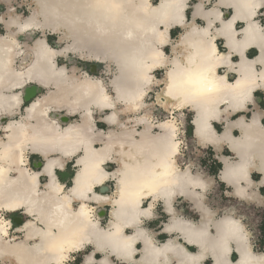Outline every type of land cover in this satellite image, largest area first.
<instances>
[{
	"label": "clouds",
	"instance_id": "1",
	"mask_svg": "<svg viewBox=\"0 0 264 264\" xmlns=\"http://www.w3.org/2000/svg\"><path fill=\"white\" fill-rule=\"evenodd\" d=\"M262 21L264 0H0V264H264L241 211L264 209Z\"/></svg>",
	"mask_w": 264,
	"mask_h": 264
},
{
	"label": "crops",
	"instance_id": "2",
	"mask_svg": "<svg viewBox=\"0 0 264 264\" xmlns=\"http://www.w3.org/2000/svg\"><path fill=\"white\" fill-rule=\"evenodd\" d=\"M226 18H227V16H226ZM262 22H264V21H262ZM240 26L241 25H237V27H240ZM178 31H179V29H174L173 32H172V35L175 36ZM221 43H222L221 41H218V44H221ZM166 50L167 49H165V51ZM221 50L223 51L222 48H221ZM254 55H256V50L255 49L250 50L249 53H248L249 58L253 57ZM234 59H236V58H234ZM233 78L234 77H230V79H233ZM255 95L260 99L261 106L264 107V96H263V94L257 92ZM67 119H69V118H67ZM190 120H191V114L189 113L188 114L189 123L187 125L186 133H187L188 138L191 139L192 130L193 129H192V126L190 124ZM214 126L217 128V131H221L220 125H214ZM98 127L105 128L106 126L104 124H99ZM225 154H228L227 150H225ZM211 157H212V154H207V156L202 158L200 161H202L201 165H203L210 174H215L217 172V170L220 168V165L218 163H216L214 160H212ZM38 158L39 157H37V156H33V157H31V160L33 162H35V161L39 160ZM70 166L71 165L68 166V170L70 169L69 168ZM108 167H109V169H111L112 167H114V165H108ZM63 175H68V174H63ZM253 179L254 180H258L259 179V175L254 173L253 174ZM70 181H71V179H70ZM70 185L71 184H69V186ZM223 190H224V185L221 183V184H219V189H218L216 195H220L223 192ZM97 191H99V189H97ZM260 191H261L262 194H264V188H261ZM233 203H235V201H233ZM241 211L247 212L252 217L253 226L258 230V232L260 234L261 247L264 248V209H255L254 207H251V208H242ZM17 214H12V215H17ZM188 214L194 216V214H192V213H188ZM102 215L106 219V217H107V209H105L103 211ZM19 220H20V222H23L21 220V217H19ZM156 223H158V221L157 222H153L149 226L150 227H154ZM159 239L163 240V239H165V237L164 236H160ZM138 247H139V245H138ZM190 251H194V249H190ZM97 258H99V256H97ZM235 258H236L235 254H233V259H235ZM76 264H80V258L79 257L77 258ZM207 264H211V262L209 261V262H207Z\"/></svg>",
	"mask_w": 264,
	"mask_h": 264
},
{
	"label": "rangeland",
	"instance_id": "3",
	"mask_svg": "<svg viewBox=\"0 0 264 264\" xmlns=\"http://www.w3.org/2000/svg\"><path fill=\"white\" fill-rule=\"evenodd\" d=\"M51 39H54V38H50V40ZM167 51V50H166ZM97 67H100V66H97ZM157 75L159 76L160 75V73L158 72L157 73ZM40 92H42L43 90L42 89H40L39 90ZM69 119H71V118H69ZM186 135H187V133H186ZM189 140H191L190 138H189ZM206 152H207V154H212V151H211V149H207V150H205ZM204 158V157H203ZM39 159V158H38ZM202 159V158H201ZM200 159V160H201ZM37 160V159H36ZM199 160V163L201 164L202 163V161H200ZM203 166V165H202ZM70 169L68 170V175H63L62 173H58V175L60 176V178H61V182H64L65 180H67L69 183L68 184H70V179H71V176L73 175V172L71 171V166L69 167ZM38 170V169H37ZM14 217L15 216H19V214H17V215H13ZM19 217H21V220L22 221H24L25 219H26V217H23V216H19ZM14 226H18V224H14Z\"/></svg>",
	"mask_w": 264,
	"mask_h": 264
},
{
	"label": "bare ground",
	"instance_id": "4",
	"mask_svg": "<svg viewBox=\"0 0 264 264\" xmlns=\"http://www.w3.org/2000/svg\"><path fill=\"white\" fill-rule=\"evenodd\" d=\"M263 96H264V94H263ZM27 102H29V101H28V100H26V103H27ZM65 119H67V118H65ZM70 186H71V185H70ZM19 222H20V220H19ZM20 223H23V222H20Z\"/></svg>",
	"mask_w": 264,
	"mask_h": 264
}]
</instances>
